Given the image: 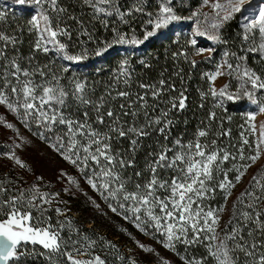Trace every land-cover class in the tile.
<instances>
[{"label":"trees","instance_id":"trees-1","mask_svg":"<svg viewBox=\"0 0 264 264\" xmlns=\"http://www.w3.org/2000/svg\"><path fill=\"white\" fill-rule=\"evenodd\" d=\"M137 2L138 0H116V5L122 12H131L130 15H125L126 22H124L116 14L105 16L94 13L84 0H58V7L63 8L64 11L59 14L49 11V14L52 17L58 15L61 27L70 32V36H59L58 39L67 45L68 54L84 57L80 61H69L62 59L61 54L54 50L45 53L35 49L37 33L30 30L29 22L32 15L36 14L37 5L31 3V0H26L25 4H20L18 0H0V16H2L0 33L14 37L17 41L14 45L8 44L5 47V58L0 59V68L15 58L22 68L32 70L40 67L46 72L60 75L63 78L61 82L65 83L69 90L70 81L84 83L86 96L97 102L103 97V107L98 113L91 105L77 107L76 102L70 98L68 101L70 106L66 109V114L73 119L83 120V113L87 112L89 123L100 130H104L106 124L112 120L106 115L109 109L113 111L114 116L120 117L121 123L125 126L133 121V117L124 113L136 109L138 111L136 122L143 124L145 110L150 116L155 117L159 115L161 109H171L169 100L183 92L187 97L186 106L183 109L177 107L169 112L168 119L173 123L166 129L167 141L164 135L149 129L150 134L141 137L133 150L129 137L116 138L113 134L114 138L111 141L113 151L120 153L126 161H132V166L122 170L125 177L131 178L127 187L131 189L132 182L143 183L147 180L149 172L146 165L154 159V154L160 150V145L165 143L171 145L178 137L188 141L195 138L198 130L207 132L206 137L200 138L202 143L211 144L215 141V146L222 150L221 154L223 151L230 154V160L224 162L221 168L228 170L229 179L233 178L236 174L232 171L234 166L239 167L240 164L247 163L239 159L241 153L244 157L255 154L259 140L257 133L252 131V125L255 123L248 117L255 115L259 111V106L264 104V89L252 90L255 93L256 103L244 95L245 90L242 91V86L245 82L241 76L243 70L248 69L264 80V56L259 51H249L252 42L251 39L248 41L243 39L244 22L240 15H235L219 28L215 36L217 39L210 38L212 35L208 33L198 35V31H194L193 28L198 23L197 16L204 0H172L170 6L180 19L170 22L166 28L156 30L155 36L144 39L145 32L153 30V26L147 23L149 20L147 13L151 12L155 15L158 12L159 0H143V12L133 10ZM44 8L48 9V6L44 5ZM104 20L107 21V25L102 23ZM55 22L54 19L53 24ZM117 32L124 34L128 40L135 38L143 40V43L117 44L115 43ZM192 41H195V44ZM256 42L259 43L258 38ZM0 46H3L2 41ZM49 47L51 48V45ZM105 47H107L106 51ZM98 52L101 54L97 55ZM221 60H226L228 65H232L231 75L225 95L221 96L217 92V95L213 96L212 80L209 76L216 72ZM125 61H127V75L121 74L120 66ZM34 79L39 81L41 77L37 75ZM160 81H164V85L160 96L156 98L152 96L150 88L141 87V85H155L159 89ZM121 91L128 95L119 96L118 93ZM229 95L233 98L229 99ZM139 96H143L147 101L146 109L140 108ZM121 105L124 107L122 108ZM98 115H104V125L96 123ZM22 116L23 109H19V114L16 112V119L20 125L32 137L38 138L50 147L55 142L54 133H59L64 128L58 125L54 127L53 132H48L38 128L32 118H29L26 124ZM41 131H44L46 139H41L36 134ZM245 140L247 143H244ZM260 151L262 153L261 144ZM57 154L61 156L60 153ZM10 156L9 147L0 138V181L4 182V186L17 190L27 189L33 184L38 185L37 180L32 181L28 186L21 184L25 178L19 173V169L10 163ZM257 162L248 168L241 182L229 190L231 195L226 201L225 193L218 187L203 201L205 206L214 210L223 209L219 213L217 226V236L220 239L239 224L243 229L241 235L246 241L249 243L264 241V234L257 224L247 221L245 227V222L238 221L233 216L234 211L252 212V209L247 207L252 202V198L245 197L243 203L239 202V198L246 190L252 189L253 177H261V183L264 184V177L261 176L264 173V163L256 166ZM74 166L78 168L79 177L83 181L79 183L80 196L74 197L57 190L59 198L64 201L70 200L76 208L54 202L44 207L48 209L45 215L51 218V224L59 227L57 222H64L61 235L68 241V251H72V241H79L75 245L76 248H80L81 244L87 245L83 240L84 236L96 242L87 249V255L73 252L77 259L88 260L99 255L105 264H133V262L134 264H165V262L185 264L186 260L215 264L213 258L207 255L208 241L203 240V234L201 236L203 242L184 244L177 241L175 250L165 248L161 243L165 237L152 226L143 211L138 214L141 220L137 221L136 214L128 211L127 208H120V203L127 202L105 200L88 184L86 176L92 175L91 165L83 171L81 170L83 166ZM137 172L141 175L137 176ZM222 178V173L215 174L213 183L219 182ZM255 194L260 196V190L256 189ZM96 201L101 207L94 210ZM77 202H80V205H77ZM110 204L116 207V212L112 211ZM56 209H60L61 214H58ZM257 211L260 213L261 223H264V202L259 203ZM137 224H140L144 231H141ZM249 229L252 230L251 237L247 235ZM191 238L192 233L189 230L188 239ZM139 239L160 246L162 251L155 253L156 257L153 260H144L141 254L133 255L129 247L137 249ZM216 243H219V240ZM228 243L230 247L233 246L232 241ZM113 245L115 247H112ZM26 252L29 254L22 257L19 264H50L46 256L40 255L45 252L40 245L34 246V251L33 246L28 245ZM233 255L238 257V264H245L246 257L243 252L236 251ZM56 259L57 264H68L66 257Z\"/></svg>","mask_w":264,"mask_h":264},{"label":"snow or ice","instance_id":"snow-or-ice-1","mask_svg":"<svg viewBox=\"0 0 264 264\" xmlns=\"http://www.w3.org/2000/svg\"><path fill=\"white\" fill-rule=\"evenodd\" d=\"M20 4H25L26 0H18ZM96 14L112 16L116 14L122 21L125 15H130L131 12H122L120 7L116 5V0H84ZM247 0H227L221 4L219 0H215L211 7L216 10V15L222 20H229L235 13L242 11V6ZM31 3L37 5L36 14L32 15L30 20V30L37 33L35 43L36 50H42L47 53L54 50L61 54V58L69 61H80L84 57L82 55L73 56L68 54L67 45L62 43L59 36H70V32L61 27L59 16L52 17L49 11L59 14L64 9L58 7V0H31ZM208 4V0H204ZM172 0H159V10L154 15L149 12L148 24L153 26V30L146 31L144 39L156 35V30L166 28L170 22L179 20L180 17L175 15L173 8L170 6ZM48 6V9L44 8ZM135 12H143V0H138L133 9ZM221 13H223L221 17ZM2 18V16H0ZM55 19V24L53 20ZM245 21L243 24L244 36L243 39L248 41L251 39L252 46L249 51H259L264 55V7H261L258 12H253L242 17ZM126 22V21H124ZM107 25V21H102ZM212 28H218L217 22L211 23ZM87 34V33H85ZM205 35L206 33H197ZM115 43H132L140 44L143 40L132 38L126 39L124 34L116 33ZM212 39L217 37L212 36ZM259 39L257 44L256 40ZM0 41L3 46H0V59L5 58V47L8 44H15L17 41L14 37H10L0 33ZM195 44V41H192ZM51 45V48L49 47ZM107 50V47L104 49ZM101 54L100 52L97 55ZM121 74L127 75V61L121 64ZM231 69L232 65H228ZM65 71L67 69H64ZM40 76L39 81L35 80V76ZM220 72L209 76L210 80H215ZM242 77H246L245 83L251 84L252 89H264V80L253 71L244 69ZM62 77L56 73H49L40 67L32 70L22 68L17 59L12 58L6 63L3 68H0V105H6L7 108L19 114V109H23L22 120L27 124L29 118H32L38 128L45 131L53 132L55 126H64L59 133H54L55 142L51 145L55 151L68 162L78 167L89 168L91 165V176H86V180L94 190H97L105 200L112 199L124 201L120 203V208H127L135 215L137 221L141 220L138 215L141 211L147 216L152 226L157 229L165 237L161 243L165 248L175 250V242L179 241L184 244H193L208 241L206 244L207 255L212 257L215 264H238V257L233 253L236 251L243 252L246 257L245 264H264V241H253L249 243L241 235L243 229L237 224L230 232H227L223 239L217 236V226L219 225L220 209H212L205 206L203 201L208 198V194L214 192L218 187L224 193V199L227 200L231 195L230 189L241 182L248 168L255 164L261 156L260 144H264V139H261L256 145L254 155L244 157L241 153L239 159L247 161L239 167L232 169L236 174L229 179L228 170L221 168L224 162L230 160V154L226 151L218 149L215 146V141L211 144L202 143L200 138L206 137V130H198L195 138L184 141L182 137L174 139L171 145L165 143L160 145V150L154 154V159L149 161L146 168L149 172V177L143 183L132 182V188L129 189L127 184L130 177L123 175L125 167L132 166L131 160H125L124 157L114 152L111 141L114 138L129 137L130 145L135 150L138 140L141 137L150 134L149 129L155 130L164 135L167 141L168 136L166 129L173 123L168 119L169 112L172 109H183L187 97L183 92L178 97L171 98L169 103L171 109H161L159 115L152 117L147 110L144 111V123L136 122L138 111L133 109L130 113L125 112L124 115H131L133 121L125 126L121 123L119 116H114V113L109 109L106 113L107 117L112 118L111 122L106 124L104 130L94 128L89 123L88 113L84 112V119H73L69 114H66V109L70 106L69 99L76 102V106L88 107L91 105L98 113L103 107L104 98L93 101L85 94L86 85L82 82L73 80L68 82L71 85L70 90L62 83ZM164 81H160V88L155 85H141L142 88H150L154 98L159 97ZM10 89V92H9ZM226 89H222L219 95H225ZM213 96L217 92L211 90ZM119 96H127L126 92H119ZM244 95L253 99L255 93L245 89ZM232 99V95H229ZM140 108L146 109L147 101L143 96H139ZM178 101V104H177ZM123 108L124 106L121 105ZM259 112L264 113V104L259 106ZM214 115V114H213ZM255 115H250V121L255 120ZM96 123L105 124L104 115H98ZM163 125V126H161ZM7 127H13L8 124ZM252 131L255 133V125H252ZM41 139H46L44 131L36 133ZM260 136L264 137V131L260 132ZM247 143V140L244 141ZM171 153V155H169ZM15 159L17 165L26 168L21 160L15 158V153L11 157ZM235 159V157H232ZM163 173V174H161ZM222 173L223 178L216 183L214 182L215 174ZM137 176L141 173L137 172ZM264 177V173L261 174ZM42 179V177L38 178ZM71 180V178H69ZM254 183L252 189L246 190L239 202L243 203L245 197H251L252 202L247 207L252 209V212L240 211L233 213L234 218L238 221H252L257 224L264 234V223H261L257 211L260 202H264V184L261 183V177H253ZM75 183V181H72ZM259 189L260 196L255 194V190ZM53 196L41 192L40 188L33 184L27 189L12 190L4 186V182L0 181V264H19V261L25 255L28 245H40L45 252L40 255L46 256L50 264H57V257H66L68 264H105V261L99 256H93L88 260L77 259L73 255L76 252L81 255H87L88 248L95 245L94 240H89V237L84 236L83 240L87 245L81 244L80 248L75 245L79 241H72V251H68V241L61 235L64 229V222H57L59 227L50 223V217L45 213L47 208L45 205H50ZM195 205V207H194ZM113 212H116V207H112ZM158 209V211H157ZM58 214L60 209H56ZM35 213V215H34ZM70 226V221L68 222ZM137 227L141 231L144 228L140 224ZM191 230L192 238L188 239V233ZM247 235L252 236V230L249 229ZM70 239V238H69ZM219 240V243L216 241ZM229 241L233 242V246H229ZM112 247H115L114 245ZM144 248V245H140ZM152 251V249H146ZM134 264V262H133ZM166 264V262H165ZM185 264H203L202 261L192 260L185 261Z\"/></svg>","mask_w":264,"mask_h":264},{"label":"rangeland","instance_id":"rangeland-1","mask_svg":"<svg viewBox=\"0 0 264 264\" xmlns=\"http://www.w3.org/2000/svg\"><path fill=\"white\" fill-rule=\"evenodd\" d=\"M214 2L215 0H208V4L203 2L197 16L198 23L193 28L194 31L216 36L219 28L228 21L217 17L216 10L211 7V4ZM219 2L224 4L227 0H219ZM261 7H264V0H247L242 6V11L235 13L232 17L240 15L242 18L247 14L258 12ZM222 15L223 13H221V17ZM214 21L219 24L218 28L211 27V23ZM243 22L245 21L243 20ZM217 71L220 72V75L217 76L214 81L212 80L213 89L216 92H220L222 89L227 90L231 74L226 60L220 61L216 72ZM241 79L245 82L247 78L241 76ZM245 89L248 91L258 90L252 89L250 83H245V85L242 86V91ZM255 117L254 123L256 126V133L258 140L260 141L261 139H264V137L260 136V132L264 131V113L258 111L255 114ZM8 124H11L13 127H7ZM0 138L9 147L11 155L12 153H15V158H18L27 165L26 168H22L16 164L15 159L10 158V163L14 164L19 169V173L25 178V181L21 182V184L28 186L32 181L37 180V186L40 188L41 192L53 196L52 202L61 203L69 208H76L74 203L70 200L64 201L59 198L57 189L64 191L67 195L71 194L74 195V197H79V183H83V181H81L79 177L78 168L65 160L62 156H59L53 147L46 145L45 142L36 137H32V135H30L17 121L16 112L9 110L6 105H0ZM261 146L262 153L256 166H260L264 163V144H261ZM40 177H42V179H38ZM69 178H71V180ZM72 181H75V183ZM76 204L80 205V202H77ZM99 207H101V204L98 201L94 202V210ZM140 245H144V248H141ZM137 247V249H131L129 247V250L133 255L141 254L144 260H153L156 257L155 253L162 251L160 246L145 239L137 240ZM149 248L152 249V251L146 250ZM179 264L184 263L180 262Z\"/></svg>","mask_w":264,"mask_h":264}]
</instances>
